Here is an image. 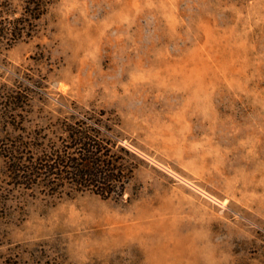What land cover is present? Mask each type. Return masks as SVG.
<instances>
[{
	"label": "rangeland",
	"instance_id": "374dc122",
	"mask_svg": "<svg viewBox=\"0 0 264 264\" xmlns=\"http://www.w3.org/2000/svg\"><path fill=\"white\" fill-rule=\"evenodd\" d=\"M83 121L123 191L20 187ZM0 264H264V0H0Z\"/></svg>",
	"mask_w": 264,
	"mask_h": 264
},
{
	"label": "trees",
	"instance_id": "16d2710c",
	"mask_svg": "<svg viewBox=\"0 0 264 264\" xmlns=\"http://www.w3.org/2000/svg\"><path fill=\"white\" fill-rule=\"evenodd\" d=\"M35 8L40 9V17L44 10L41 6ZM13 23L16 31L19 19ZM94 125L83 121L69 126L64 131L70 141L66 147L24 144L6 148L4 160L10 175L25 190L42 189L53 196L87 190L102 198L121 193L125 183L121 171L109 149L100 142Z\"/></svg>",
	"mask_w": 264,
	"mask_h": 264
}]
</instances>
